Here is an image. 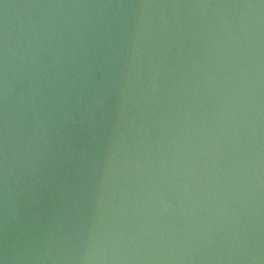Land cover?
I'll list each match as a JSON object with an SVG mask.
<instances>
[{
	"label": "water",
	"instance_id": "obj_1",
	"mask_svg": "<svg viewBox=\"0 0 264 264\" xmlns=\"http://www.w3.org/2000/svg\"><path fill=\"white\" fill-rule=\"evenodd\" d=\"M0 264H264V0H0Z\"/></svg>",
	"mask_w": 264,
	"mask_h": 264
}]
</instances>
